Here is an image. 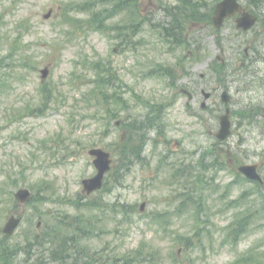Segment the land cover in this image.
Here are the masks:
<instances>
[{
	"label": "rangeland",
	"instance_id": "1",
	"mask_svg": "<svg viewBox=\"0 0 264 264\" xmlns=\"http://www.w3.org/2000/svg\"><path fill=\"white\" fill-rule=\"evenodd\" d=\"M217 1L0 0V65L5 59L16 63L30 50L38 66L36 71L20 68L22 77L0 91V229L12 214L24 217L14 236L3 241L0 235V246L7 244L21 258L2 252L0 264H62L50 261V243L36 242L43 236L77 235L69 222L86 230L74 244L85 258L80 264H264V187L234 172L235 161L257 162L264 177V118L234 112V134L221 144V158L212 156L204 164L198 157L218 141V115L226 111L225 106L202 110L201 89H229L238 102L249 97L264 104L255 100L264 95V85L246 89L251 81L262 83L263 63L251 64L248 74L257 73L243 85L226 75L246 67L232 56H237L231 46L233 26L213 29L209 13ZM258 1L263 20L264 0ZM63 5L84 9L62 18ZM178 5L199 20L190 28L195 42L180 47L163 40L161 32ZM48 11L52 15L45 18ZM250 35L256 42L245 48L260 50L264 38ZM219 49H231L222 75L216 66ZM97 65L113 83L94 80ZM44 67L50 75L43 80ZM166 69L175 77L167 78ZM193 76L201 82V101L194 109L187 107L183 91ZM132 88L146 99L169 103L167 132L147 146V160L124 169L117 165L126 125L116 122L134 119L141 108ZM103 89L112 103L104 101ZM93 146L110 150L115 170H121L108 176L110 192L88 198L81 182L96 174L88 154ZM23 187L32 191V204L14 205L12 196ZM119 200L126 209L112 207ZM89 201L90 206L81 205ZM240 218L245 222L238 224L247 227L235 239ZM61 253L63 264H73L68 250Z\"/></svg>",
	"mask_w": 264,
	"mask_h": 264
},
{
	"label": "flooded vegetation",
	"instance_id": "2",
	"mask_svg": "<svg viewBox=\"0 0 264 264\" xmlns=\"http://www.w3.org/2000/svg\"><path fill=\"white\" fill-rule=\"evenodd\" d=\"M247 9L250 10L248 7H246V11H247ZM238 16H239V14H237L235 17L232 18V20H229V22H228L229 25H233L234 26L233 29H235V32L237 34V38H235V40L236 41H240V43H242L243 41H249L250 40L249 44L252 45L253 42H256V41H254L255 40L254 39L255 36H244V34L245 35L249 34V32H252V31L253 32H257L258 31L257 27L259 25L257 24V27H255L254 29L252 28L253 30H251V31L250 30L245 31L243 29L236 28L235 19ZM259 23H264V21L263 20H261V21L259 20ZM254 48H255V45H253V47H251L249 49L245 48L244 49L245 55L249 56L251 54V51H252V54L254 55ZM235 49H237V48H235ZM235 49L232 48V51L235 52V54L237 56H235V55H232V56L234 57V60H237L238 57L241 56L242 54H241V52L236 51ZM226 54L227 55H231L230 52L228 51V49H227L226 52L223 49L222 50V54H218L217 55V57L222 60V63H221L222 66H220L219 64L216 65L217 66V73H219L221 75H222V73L224 74L226 72L225 69H226V67L228 65L227 60L225 58ZM255 73H257V72H253L252 74L250 73L248 75V74L244 73L243 71H241V72H238L237 74L229 75V76H230V78H231V80H232L234 85H239V84L243 85L246 82L247 79H248V82H249L250 78H252L250 76L255 74ZM262 73H264V72H262ZM202 76L204 77V74H202ZM247 83L245 84V86L247 85ZM255 83H258L259 87L264 85V76H262V83L251 81L248 84L250 86L247 87L246 89L247 90L253 89V86H254ZM200 86H201V82H199V78L198 77H196V78L193 77L191 85L189 86V88H183V91L187 94V97H188V99H187L188 100L187 101V107L188 108L194 109L197 106V103L201 101V99L199 97V91L201 89ZM217 94L220 95V98H221L220 101L218 100V98H216ZM201 95L203 96V100H202V103H201V109L204 110V111H206V108H207V109L215 110L217 112V111H219L221 109L222 106H225V109H226L225 112H227L225 115L228 116L230 118V120H231V117H232V121H233L232 132L235 129L233 115L235 117L236 114H234V112L242 115L243 117H247V118H249V115L252 114V113H254L256 115H261L264 118V108H263L264 104H263V106H262V104L261 105L260 104H255L254 100L252 98H249V97H246L245 99H242V100H240V102H238L237 98H235L233 96V94L231 93V91L229 89H224V88L217 87L215 90H206V88L205 89L203 88V89H201ZM255 100H258L261 103H263L264 102V95L262 97L255 96ZM238 103H239V105L241 104L240 107H235L234 105L238 104ZM237 108H240V109L237 110ZM249 108H251V109H249ZM257 108H262V109L260 111H258ZM197 112L198 111H194V114L197 113ZM220 116L221 115H218V121L220 119ZM118 124L122 125V121L119 120ZM217 131H218V129H217ZM216 139H217V136H216ZM225 143H226V140L225 141H221V140L214 141L212 143L213 146H208V149H206L205 151L202 150L201 155H199L198 157L200 159H202V160L204 159L206 162L212 156L216 159V161L219 160V158H221L220 155L223 152V147L221 146V144L224 145ZM243 163H244V161L241 162V163H238L237 161H235L234 166L238 168L239 165H242ZM256 164H258L261 167V165L259 163H256ZM210 166H212V164Z\"/></svg>",
	"mask_w": 264,
	"mask_h": 264
},
{
	"label": "water",
	"instance_id": "3",
	"mask_svg": "<svg viewBox=\"0 0 264 264\" xmlns=\"http://www.w3.org/2000/svg\"><path fill=\"white\" fill-rule=\"evenodd\" d=\"M216 10L214 13L215 23L217 26L223 24L225 17L231 14L236 13V11L242 10V5L238 3L237 0H224L216 5ZM256 20L255 16H249V14H243L241 18H239V26L248 29ZM44 76L48 74V70L44 69ZM222 120H226V117H222ZM230 134V122H223L222 129L219 132V136L221 138H226ZM90 155H94V163L98 169V174L93 178L85 179L83 182L85 184L86 190L90 193L94 191V189L100 188L103 185V178L105 173L110 168L112 160L110 158V153L106 150L100 148H93L89 151ZM242 172H245L247 177L251 179H261V177L256 173L255 166L243 165L240 168ZM16 198H18L20 203H26L30 198V190L28 188H22L15 193ZM20 217H10L7 220V223L4 226V232L9 235L14 234L13 232L16 230V227L21 222Z\"/></svg>",
	"mask_w": 264,
	"mask_h": 264
},
{
	"label": "trees",
	"instance_id": "4",
	"mask_svg": "<svg viewBox=\"0 0 264 264\" xmlns=\"http://www.w3.org/2000/svg\"><path fill=\"white\" fill-rule=\"evenodd\" d=\"M177 9H178V11H179V13H176V14H174L173 16H174V20L176 21V23H178L179 24V26H177V28H178V30L176 29V27H175V31H176V33L174 32V34H171V35H173V37L175 36L176 37V39L179 41V39H180V34H182V32H184L183 30H185V27H183L182 29L181 28H179L181 25H182V22L183 21H186L187 23H190L189 25H191V23H192V20L191 19H193V12H188L185 8H183L182 6L181 7H176ZM182 9H183V12H181L182 11ZM191 18V19H190ZM178 43V42H177ZM27 56L28 55H23L22 53L20 54V60H19V62L20 63H22V69H25V67H34V62H32L31 63V60H29L28 58H27ZM19 63V64H20ZM6 68V69H5ZM20 66H18V65H16V64H11V63H6V59L4 60V63L3 64H1L0 65V69H2V71L4 70V72H5V76H4V78H1L0 77V91L2 90V89H9V87L11 86V82L15 79V78H18V77H20L18 74H19V72L18 71H20ZM21 77H22V75H21ZM20 77V78H21ZM98 88V87H97ZM136 152H138V151H136ZM126 153V152H125ZM133 162V161H132ZM123 167V166H122ZM117 172H120L119 171V169H117ZM117 180H119V179H117L116 177H115V181H117ZM114 181V180H113ZM111 188L107 185V183H106V186H105V188H104V190L106 191H109ZM9 196V198L12 196L11 194H9L8 195ZM8 198V199H9ZM124 207V209H126V206H123ZM97 208L98 209H102L101 208V206H97ZM113 208H116V207H113ZM103 210H105V209H103ZM238 225V226H237ZM237 226V227H236ZM247 227V226H246ZM242 229V230H241ZM245 226L244 225H239L237 222H236V225H235V227H234V230H233V233L235 232V235H234V238L235 239H237V237H236V235H238V234H240L241 233V231H243V232H245ZM234 238H233V240H234ZM65 247V248H64ZM58 248L61 250V251H63V249H68V248H71V247H68V242H65V240H63L62 239V242L61 243H59V245H58ZM58 251V250H57ZM53 254H54V257L55 258H57V254L58 253H56V250H54V252H53ZM74 254H75V259H79V258H81V254L78 252V250H74ZM115 264H119V263H117V262H114ZM135 263V261H133L132 263H130V264H134ZM122 264H126V263H122ZM127 264H129V263H127Z\"/></svg>",
	"mask_w": 264,
	"mask_h": 264
}]
</instances>
